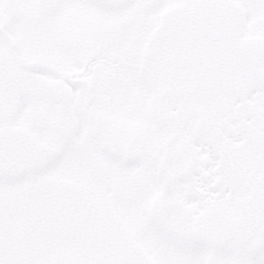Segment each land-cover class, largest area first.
<instances>
[{
	"label": "snow or ice",
	"instance_id": "snow-or-ice-1",
	"mask_svg": "<svg viewBox=\"0 0 264 264\" xmlns=\"http://www.w3.org/2000/svg\"><path fill=\"white\" fill-rule=\"evenodd\" d=\"M0 264H264V0H0Z\"/></svg>",
	"mask_w": 264,
	"mask_h": 264
}]
</instances>
